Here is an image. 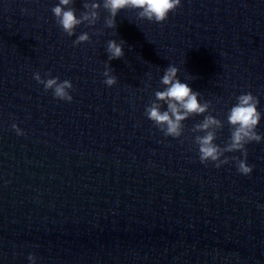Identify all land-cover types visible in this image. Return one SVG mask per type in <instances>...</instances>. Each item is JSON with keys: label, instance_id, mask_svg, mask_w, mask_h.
Here are the masks:
<instances>
[{"label": "water", "instance_id": "1", "mask_svg": "<svg viewBox=\"0 0 264 264\" xmlns=\"http://www.w3.org/2000/svg\"><path fill=\"white\" fill-rule=\"evenodd\" d=\"M83 2L74 0L77 16ZM57 3L0 0V264H30L29 254L35 264H264V139L245 146L252 172L242 175L231 160L201 164L202 133L191 132L211 114L223 147L228 110L251 92L264 134V0H181L162 23L123 9L111 29L101 8L71 37ZM81 32L91 42L73 46ZM109 39L125 41L124 57L109 61L111 87ZM169 64L210 101L178 138L145 116ZM35 72L69 80L72 101Z\"/></svg>", "mask_w": 264, "mask_h": 264}, {"label": "clouds", "instance_id": "2", "mask_svg": "<svg viewBox=\"0 0 264 264\" xmlns=\"http://www.w3.org/2000/svg\"><path fill=\"white\" fill-rule=\"evenodd\" d=\"M74 0H58V3L51 8L57 25L62 32L71 37L75 29L84 24L92 27L99 20V10L103 8L107 12L104 18L105 28H116L115 17L123 9L136 10L138 20L162 23L168 18L170 12H174L180 6L181 0H84L83 10L76 15L77 9L73 7ZM22 12H27L22 9ZM95 34H101L97 29ZM91 42L88 32H81L73 46L81 43ZM125 41L109 39L106 42L105 51L108 59L102 75L105 77L103 83L111 87L117 83V77L112 74L113 70L109 61L124 57ZM50 75V74H48ZM149 78L151 74H147ZM33 79L43 85L45 91L52 90L55 99L71 102L72 96L69 90L72 83L69 80L60 81L59 77L42 79L38 72L33 73ZM163 90L154 92V99L145 107V116L153 122L165 137L178 138L182 136L184 124L182 123L190 116H199L208 112L210 101L200 102L199 92L193 91L187 83H182L178 78V69L169 64L160 78ZM236 103L228 110L226 121L229 125L230 135L224 146L214 143L217 138V130L223 128V122L211 114L204 115V118L192 126L191 132L202 133L196 135L193 143L198 148V157L201 164L212 163L219 168L229 161L235 162L238 173L249 175L252 166L247 164L246 145L251 142H261L264 134L256 131L261 112L258 111L259 100L251 92L242 93L235 97ZM166 105V108L164 106ZM163 109V110H162ZM11 128L17 135H23L20 128L14 123ZM239 151L241 157H228L225 153ZM223 157V158H221ZM27 259L30 264H35L36 257L29 254Z\"/></svg>", "mask_w": 264, "mask_h": 264}]
</instances>
